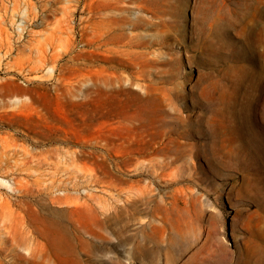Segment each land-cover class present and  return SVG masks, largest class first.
Here are the masks:
<instances>
[{
	"label": "rangeland",
	"instance_id": "obj_1",
	"mask_svg": "<svg viewBox=\"0 0 264 264\" xmlns=\"http://www.w3.org/2000/svg\"><path fill=\"white\" fill-rule=\"evenodd\" d=\"M59 221L69 264H264V0H0V264Z\"/></svg>",
	"mask_w": 264,
	"mask_h": 264
},
{
	"label": "bare ground",
	"instance_id": "obj_2",
	"mask_svg": "<svg viewBox=\"0 0 264 264\" xmlns=\"http://www.w3.org/2000/svg\"><path fill=\"white\" fill-rule=\"evenodd\" d=\"M49 233L53 238L49 239L50 248L48 252L42 256L39 254L33 255L34 264H69L70 262H79V245L81 240H76L77 237L71 238L69 230L64 222H53L48 226ZM68 257H70L69 261ZM66 260V261H65Z\"/></svg>",
	"mask_w": 264,
	"mask_h": 264
}]
</instances>
